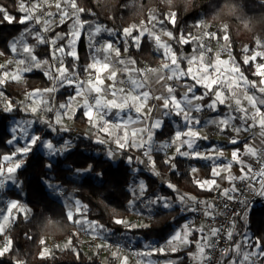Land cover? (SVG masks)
<instances>
[{"label":"snow or ice","instance_id":"1","mask_svg":"<svg viewBox=\"0 0 264 264\" xmlns=\"http://www.w3.org/2000/svg\"><path fill=\"white\" fill-rule=\"evenodd\" d=\"M95 2L101 11L109 9L107 0ZM168 4L164 19L159 18L158 11L148 10L151 27L141 21L122 29L83 19L85 14L98 15L93 7L87 6V0H18L16 11L21 14L18 19L0 4V24L25 26L20 36L9 42L8 52L0 51V58L8 56L0 63V112L9 115L21 112L25 117L15 120L10 128L6 143L13 150L0 154V189L8 183L19 186L16 173L36 148L44 150L48 158L45 168L51 171L58 158L65 157L74 145L71 140L56 143L46 138L43 131L54 134L70 132L71 128L64 121L74 120L80 112L90 129L85 136L93 143L105 146L108 160L123 158L130 166L143 165L144 170L160 178L174 194L146 197L148 185L140 179L130 189L129 210L136 209L137 202L146 208L159 206L164 209L179 204L181 212L198 213L204 217L198 226L187 220L164 245L135 255L187 251L193 264H264V238L237 229L238 221H243L247 229L250 198H264V40L257 37L256 49L251 53L247 46L242 49L243 65L250 66L253 69L251 75L258 78L249 79L231 54L227 25L217 29L222 33L224 47L213 54V48L205 43V38L216 39V31H208L198 38L183 33L176 36L163 27L166 22L178 23L179 10L172 7V0H168ZM202 23L199 22L197 27ZM66 24L67 32L56 31ZM85 31L91 51L89 62L81 67L77 43ZM103 33L122 36L124 53L130 48L141 50L142 39L147 36L154 42L156 51L162 50L160 65L137 67V61L132 57L122 58L121 48L113 41L96 39ZM169 41L179 45L194 41L193 53L177 55ZM40 46L48 48V58L39 57L37 49ZM221 52H227L228 59H221ZM67 57L72 58L70 65L65 64ZM182 62L186 67L181 66ZM37 70L47 78L49 86L28 89L25 74ZM13 84L21 88L17 97L22 98L8 94L7 89ZM61 89H71V93L62 102H56L55 94ZM221 107L225 109L223 114ZM205 113L215 115L202 120ZM173 118H178L179 122ZM166 121H172L173 132L169 139L160 141L156 138L157 133L164 129ZM37 124L43 128L34 130ZM209 128H214L216 135H226L228 144L242 147L232 148L230 156L226 155L222 145L203 147L200 142L210 139L206 132ZM242 135L244 140H241ZM169 150H173L171 154ZM157 153L163 154V166L169 173L181 179L185 175L190 177L197 189L210 196L199 199L196 195L181 192L176 183L158 170ZM182 161L211 162L208 176H201V168L191 163L182 173ZM92 167L87 164L73 171L83 175L90 173ZM132 171L138 173L141 169L134 167ZM102 175V172L97 173L98 177ZM44 183L53 198L64 195L61 185L50 178ZM64 209V217L73 226V232L63 248L55 245L57 249H70L79 259L80 252L72 237L83 234L92 241H100L95 244L97 255L101 250H108L117 264H128L129 257L123 254V246L108 241L111 230L98 220L89 219L87 204L76 199L66 203ZM20 213L24 214L25 220L29 219L30 210L18 200H9L6 207L0 208V236L3 237L0 258L11 253V264H26L14 252L13 240L8 235ZM112 213L111 222L126 230L150 227L148 223H132L116 214V209H112ZM136 215L142 216L143 212L137 211ZM27 238L31 239L30 236ZM39 244L40 259L54 258L44 238ZM193 246L195 250L191 251ZM164 264H178V261L169 260Z\"/></svg>","mask_w":264,"mask_h":264},{"label":"trees","instance_id":"2","mask_svg":"<svg viewBox=\"0 0 264 264\" xmlns=\"http://www.w3.org/2000/svg\"><path fill=\"white\" fill-rule=\"evenodd\" d=\"M17 3L18 0H0V4L6 6L9 12L18 19L21 14L16 11ZM107 3L111 11L109 9L101 11L96 6L95 0H87V6L93 7L98 15L91 17L85 14L82 18L95 20L97 23L113 29H122L133 23L139 24L141 21L147 27H151L148 22V10L158 11L159 18L164 19V13L169 8L168 0H107ZM172 7L179 10L178 23L172 25L166 22L163 27L173 31L176 36L181 33L192 34L196 37L202 36L204 32L206 33L204 21L227 25L230 30L232 56L240 63L242 70L245 71L249 79H258L251 75L253 69L250 66L243 65L244 53L241 45L248 44L251 53V50L256 49L255 39L259 37L264 40V0H172ZM201 21L203 23L197 27ZM24 27L19 23L0 24V51L8 52L9 42L18 38ZM67 30V24L56 29V31L61 32H67ZM135 34L137 33L134 32ZM113 39L123 51L122 36L113 37ZM218 39L220 43L223 42L222 35H219ZM169 42L172 43L177 55L181 53L191 55L193 53L194 41L186 45H179L174 41ZM88 45L86 34L83 33L77 43L81 67L89 62ZM37 53L40 58L49 57L46 46H40ZM127 55L135 59L137 63H145L150 67L158 66L163 56L162 52L156 51L154 42L150 41L147 36L142 39L141 50L130 48ZM257 59L260 62V58ZM72 62L71 57L65 59L66 65H70ZM181 66L186 67V63L182 62ZM26 77L28 89L49 86L47 78L38 70L27 73ZM19 89L21 88L13 85L7 89V92L13 98H19L17 97ZM70 93L71 89H61L56 95V101L62 102ZM21 118H25L21 112H15L11 115L0 112V154L10 153L13 150L6 141L10 138V127L13 121ZM74 120L82 124L86 123L80 112H77ZM42 128L43 126L37 125L34 130H41ZM172 132L173 126L166 123L164 129L157 133L156 138L160 141L167 140ZM43 135L56 143L71 140L74 147L65 157L58 158V162L51 171L45 168L48 158L44 155L42 148L34 149L28 156L25 165L16 173L20 182L19 186L14 185L11 188L0 189V201L3 197L18 200L31 210L28 220L24 219L23 213L17 214L16 223L11 225L8 230V235L13 240L14 252L18 254L19 259L25 260L26 264H117L111 257L105 263L101 253L96 254L97 250L88 252L80 236L72 237L73 244L80 252L79 259L70 249L61 251L55 246L50 248L54 258H39L41 251L39 241L41 238L45 239L47 246L49 240L62 241L72 236L73 232V226L64 217L65 209L61 200L62 196L59 198L51 196L50 189L44 183L46 178H50L54 183L61 185L63 196L74 193L76 199L87 204L89 219L98 220L109 228L111 230V234L108 235L110 240L125 242L135 239L140 245L142 241H166L186 221V215L179 210L180 205L177 204L172 209L159 208L156 212H152V219L148 223L150 225L148 228L137 227L133 230H126L122 226L113 224L111 222L112 209H116V214L125 219L129 220L131 217V210L128 208V201L132 198L130 189L133 183L140 179H144L148 185L147 197L154 194L166 196L174 194L164 186L160 178L144 170L142 165L130 166L123 158L118 161L108 160L104 151L105 146L93 143L84 133L75 134L70 131L54 134L44 130ZM163 158L162 153L155 155L158 170L170 178L173 183H176L181 192L188 191L197 195L208 194L197 189L191 183L190 177L185 175L181 179L179 176L169 173L167 168L163 166ZM87 164L93 166L90 173L85 175L74 173L73 170L76 167H83ZM187 166V161L181 162L182 173L186 171ZM134 167L140 168L141 171L134 173L132 171ZM205 169L207 170L208 167L205 166ZM100 172L103 175L98 177L97 173ZM50 220L52 223H49ZM247 221V229L242 222L240 231L246 230L253 237L264 238V209L250 212ZM28 236L31 239H28ZM0 240H3L2 236H0ZM190 250L194 251V246ZM11 255L10 253L4 258H0V264H11ZM158 257L165 260H177L178 264H192L187 251L168 252L167 254H159Z\"/></svg>","mask_w":264,"mask_h":264},{"label":"built area","instance_id":"3","mask_svg":"<svg viewBox=\"0 0 264 264\" xmlns=\"http://www.w3.org/2000/svg\"><path fill=\"white\" fill-rule=\"evenodd\" d=\"M225 25V24H222V23H216V22H212V21H204V26H207V27H204L205 28V31L208 32V31H216L217 32V37L216 39H211L207 42V44H210L211 47L213 48V53L215 51H217L219 48L221 47H224V44L222 42V45L219 46L217 41L219 40L218 39V36L219 35H222L221 32L217 31V29H220L222 28V26ZM222 55H227L228 53L227 52H221ZM4 59V58H3ZM3 59H0V62H3ZM8 59V58H7ZM6 60V59H5ZM71 131L75 134H79V133H87L86 131H81L80 128L78 127H72L71 128ZM143 166V165H142ZM144 168V166H143ZM136 184V182L133 183L132 187ZM6 188V187H5ZM210 194H205V195H197V197L199 199H204L206 197H209ZM251 200V203L249 205V208H248V216L250 214V212L254 211V210H261V209H264V198H260V197H251L250 198ZM238 207V206H237ZM142 208L143 210L141 212H143V215L142 216H138V218H141L142 220H145L147 222L151 221L152 219V212H156L158 209L155 208V209H152L151 212L149 211L148 208L144 207V205L142 204ZM185 215H187L188 217V220H192L195 224L198 223L200 224L201 222L204 221V217L202 215H199L198 213H190V212H183ZM247 216V217H248ZM243 221H238L237 223V229L240 231V228H241V224H242ZM99 240H96V241H92L89 237L87 238V240L85 241L84 243V247L85 249L88 251V252H94L95 251V244L98 242ZM110 243L112 244H120L123 246V248L125 249V251L123 252V254L125 255H128L130 256L134 262L136 264H143V259H144V255H140V256H137L135 255V253H144V252H147L150 250V248H159L160 246L164 245L166 241H161V242H155V241H142V244L140 245L138 240H128V241H125V242H117V241H114V240H108ZM59 241H52L50 240L49 241V244H48V247L52 248L53 246L55 245H58ZM223 244V241L221 242ZM148 246V247H146ZM114 249V248H113ZM115 250V249H114ZM156 253L158 251H155ZM155 252H152L155 253Z\"/></svg>","mask_w":264,"mask_h":264},{"label":"crops","instance_id":"4","mask_svg":"<svg viewBox=\"0 0 264 264\" xmlns=\"http://www.w3.org/2000/svg\"><path fill=\"white\" fill-rule=\"evenodd\" d=\"M86 28H87V25H86ZM205 31V30H204ZM83 33H85L86 34V37H87V40H88V42H89V39H88V33H87V31H85V32H83ZM82 33V34H83ZM205 33V32H204ZM82 36V35H81ZM199 37H201V36H199ZM198 37V38H199ZM98 41H104V40H111V41H113L114 42V44L116 45V46H119L117 43H115V41H114V39H113V37L112 36H108L106 33H103V34H101L100 36H98L97 38H96ZM164 40H167V37L164 39ZM209 40H211V39H209V38H205V43H207V41H209ZM220 41V40H219ZM79 42V41H78ZM219 46H221L222 45V43H219L218 44ZM245 46H247L248 48H249V46H248V44H242L241 45V48L243 49ZM91 50H90V48H89V52H90ZM160 52H162V50L160 51ZM216 52V51H215ZM214 52V53H215ZM77 53H78V51H77ZM121 53H122V58H125V59H127L129 56L127 55V53H124L123 51H121ZM213 53V54H214ZM221 59H228V54L227 55H222L221 54ZM160 65V64H159ZM158 65V66H159ZM145 66H148L147 64H145V63H137V67H145ZM158 66H156V67H158ZM26 80H27V77H26ZM55 95H57V93L55 94ZM57 102V101H56ZM225 111V109L223 108V107H221V114H223V112ZM209 115H215V113H205V114H203L202 115V120L203 119H207V117L209 116ZM173 119H175V120H177V122H179L178 121V118H173ZM64 123L68 126V127H70V128H72V127H78V128H80V130L82 131H86L87 133L90 131V129H89V126L87 125V123H85V124H82V123H79V122H76L75 120H67V119H65V121H64ZM166 123H170L172 126H173V124H172V121H166ZM38 125V124H37ZM37 125H35V127L37 126ZM215 129L214 128H209V129H207L206 130V132H207V134L209 135V137H210V139L208 140V141H201L200 142V144L203 146V147H207L208 145H211V144H218V145H222L224 148H225V150H226V155H229L230 156V150L232 149V148H234V147H242V145H230V144H228V140H227V136L226 135H216L215 134ZM245 139V137H244V135H242L241 136V140H244ZM172 151L173 150H169V154H171L172 153ZM132 155H138V153H131ZM120 158H117V160H115V161H118ZM247 159V158H246ZM194 164V165H196L197 167H200L201 168V176H203V177H207L208 176V173H209V171H210V163L211 162H205V161H187V165L188 164ZM205 166H207L208 167V169L206 170L205 169ZM234 171H236V169L234 168L233 169ZM87 174V173H86ZM83 175H85V174H83ZM144 180V179H143ZM138 182V181H137ZM136 182V183H137ZM14 185H12L11 187H13ZM224 186H227V184L225 183L224 184ZM10 187V188H11ZM184 192H187V193H189V194H192V195H196L197 196V194H194V193H192V192H188V191H184ZM147 197V196H146ZM61 200H62V203L65 205L66 203H72V201H74V200H76V197H75V194L74 193H71V194H68V195H66V196H62L61 197ZM155 208H157V209H159V208H162V207H159V206H155V207H152V208H148L149 209V211L151 212V210L152 209H155ZM175 208V207H174ZM143 210V208H142V204H140L139 202H137V207H136V209H133V210H131V216H133L137 211H142ZM183 213V212H182ZM184 214V213H183ZM188 220V217H187V215H186V221ZM131 221H134L133 219H131ZM141 221H143V222H145L144 220H141ZM185 221V222H186ZM135 223V222H134ZM145 223H147V222H145ZM135 224H137V223H135ZM196 225L198 226L199 224L198 223H196ZM114 250V249H113ZM111 256V255H110ZM148 257H149V255H144V258L145 259H148ZM107 258V257H106ZM108 258L104 261L105 263H107L108 262ZM146 261V260H145ZM149 262H151V261H147V263H149ZM147 263H145V264H147ZM128 264H136V263H134V260L133 259H130L129 258V260H128ZM192 264H193V262H192Z\"/></svg>","mask_w":264,"mask_h":264},{"label":"rangeland","instance_id":"5","mask_svg":"<svg viewBox=\"0 0 264 264\" xmlns=\"http://www.w3.org/2000/svg\"><path fill=\"white\" fill-rule=\"evenodd\" d=\"M166 37H162V39H165ZM30 42H32V43H34V41H30ZM208 42V41H207ZM207 44V43H206ZM4 58V59H3ZM3 58H0V59H3V62H5L6 60H7V58L8 57H3ZM6 59V60H5ZM3 62H0V63H3ZM25 75H27V74H25ZM13 85H15V84H13ZM12 85V86H13ZM21 91V89H19V92ZM19 98H22V96L21 97H19ZM15 121V120H14ZM14 121H13V123H12V125L14 124ZM11 125V126H12ZM11 128V127H10ZM42 151L44 152V150L42 149ZM12 185H14V184H12V183H8L7 185H6V188H10ZM9 200H14V199H10V198H5V197H3V198H1V201H0V208H4V207H6V205H7V202L9 201ZM73 202V201H72ZM70 204V203H69ZM27 208V207H26ZM27 209H29V208H27ZM30 210V209H29ZM29 216L31 215V210H30V213L28 214ZM131 219H133L134 221L133 222H135V223H137L138 225L139 224H141V223H145V222H147V221H145V222H143V221H141L142 219L141 218H138V216L136 215V213L133 215V216H131L130 218H129V220L131 221ZM150 222V221H149ZM149 222H147V223H149ZM250 234V233H249ZM251 235V234H250ZM80 237H81V239H82V243H85V241L87 240V238H88V236H85V235H83V234H81L80 235ZM68 239V238H67ZM67 239H65V240H62V241H59L57 244L58 245H60L61 246V248L63 247V245L67 242ZM108 240H110L109 239V237H108ZM0 241H2V240H0ZM50 241V240H49ZM49 241H48V244H49ZM53 241V240H52ZM97 243H100V241H98ZM48 244H47V247H48ZM50 248V247H49ZM96 250V249H95ZM112 251H114L113 249H112ZM100 253H101V256H102V259H103V261H105L107 258L109 259L111 256H110V251H108V250H101L100 251ZM159 254H161L160 252H155V253H153V254H151L149 257H148V259H143V262H144V264L145 263H147V261H151V264H164V262L165 261H169V260H165V259H163V258H160V257H158V255ZM125 255V254H124ZM128 256V255H127ZM107 257V258H106ZM130 259H132L130 256H128ZM144 257V256H143ZM146 260V261H145ZM135 263V262H134ZM147 264H149V263H147Z\"/></svg>","mask_w":264,"mask_h":264}]
</instances>
